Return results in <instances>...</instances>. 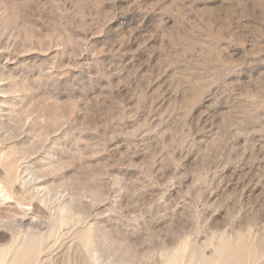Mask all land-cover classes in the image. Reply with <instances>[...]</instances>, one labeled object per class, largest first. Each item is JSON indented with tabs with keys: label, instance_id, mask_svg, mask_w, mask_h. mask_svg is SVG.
Listing matches in <instances>:
<instances>
[{
	"label": "rangeland",
	"instance_id": "1",
	"mask_svg": "<svg viewBox=\"0 0 264 264\" xmlns=\"http://www.w3.org/2000/svg\"><path fill=\"white\" fill-rule=\"evenodd\" d=\"M0 264H264V0H0Z\"/></svg>",
	"mask_w": 264,
	"mask_h": 264
},
{
	"label": "bare ground",
	"instance_id": "2",
	"mask_svg": "<svg viewBox=\"0 0 264 264\" xmlns=\"http://www.w3.org/2000/svg\"><path fill=\"white\" fill-rule=\"evenodd\" d=\"M39 212H40V213H43V211H41V210H40Z\"/></svg>",
	"mask_w": 264,
	"mask_h": 264
}]
</instances>
